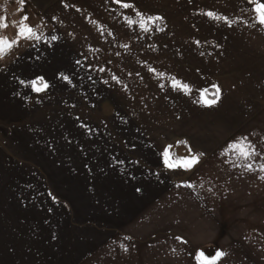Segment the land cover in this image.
I'll use <instances>...</instances> for the list:
<instances>
[{
    "label": "rangeland",
    "instance_id": "374dc122",
    "mask_svg": "<svg viewBox=\"0 0 264 264\" xmlns=\"http://www.w3.org/2000/svg\"><path fill=\"white\" fill-rule=\"evenodd\" d=\"M213 1L0 0V24L4 18L7 23L0 37L17 39L25 16L40 36L19 39L0 57V92H12L11 82L19 78L31 93L43 89L36 91L35 104L29 95L25 101L24 122L37 126L26 131V161L11 173L22 177L11 183V205L29 204V192L36 191L41 209L31 231L36 242L22 248V220L11 221L15 241L0 251V264H17L31 249L34 264L49 262L54 254L61 258L58 264H70L127 227L152 193L147 175L161 168L157 151L178 134L205 149L230 150L225 143L241 134L252 106L237 98L245 96L246 87L241 91L232 85L212 108L198 99L222 70L211 62L233 55L226 47L225 26L220 30L218 20L208 15ZM239 1L233 0L235 12L245 15L237 17L260 33L258 18L251 16L255 0ZM140 14L163 19L141 26ZM245 54L253 58L254 53L236 52L235 57L255 64ZM233 83L247 85L241 77ZM37 105L41 109L31 118ZM178 151L192 157L183 147ZM49 250L54 254L40 255Z\"/></svg>",
    "mask_w": 264,
    "mask_h": 264
},
{
    "label": "crops",
    "instance_id": "0c3cea01",
    "mask_svg": "<svg viewBox=\"0 0 264 264\" xmlns=\"http://www.w3.org/2000/svg\"><path fill=\"white\" fill-rule=\"evenodd\" d=\"M225 1L214 0L209 13H214L211 17L221 24L220 30L222 24L225 26L226 47L233 55H227L224 61L211 62L210 66L222 70L218 73L219 78H216L218 81L210 83L204 89L219 86L218 103L230 92L226 86L232 85L233 89L241 91L246 87L245 96L242 93L237 98L252 106V111L249 114L251 117L240 127L241 134L225 143L230 150L218 149V146L205 149L202 144L199 145L185 134H178L176 138L164 143L161 151H157L161 156L157 165L161 166L160 170L147 175L152 180L149 184L152 193L145 204H140L136 209L129 225L107 236L96 249L88 251L70 264H199L197 255L200 251H204L209 257L214 256L217 251L226 253L218 264H264V179H261L264 171L259 168V165L264 164V24L260 23V33L252 31L253 29L247 27L245 19L237 17L243 12H235L233 0ZM247 1L239 2L245 4ZM255 2L264 3V0ZM253 14L251 16L258 18L254 11ZM250 51L254 53L253 58H249V54H245L244 58L255 64L241 62V57H235L236 52H241L242 56L243 52ZM21 59L19 64L22 63ZM237 77L244 79L247 85L233 83ZM19 79L12 80L11 83L15 85L12 92H0L2 252L4 248L9 249L11 242L15 241L9 233L13 220L21 219L24 226L23 233L18 236L22 241V248H30L36 242V234L31 231L41 212L40 205H36V191L29 192V204L11 205V183L15 184L14 178H22L12 175L19 168L17 164L26 161V131L30 132L37 126V123L26 126L24 122L25 101L28 95L33 98L34 104L39 99L36 91H27ZM201 92L198 99L203 103L205 97ZM21 99L24 104L23 101L20 102ZM202 105L208 109L215 104ZM40 109L39 105L34 106L31 111L35 113L31 118H36ZM31 122H34L33 119ZM55 126L56 124H52L53 128ZM166 132L171 134L170 130ZM242 137H247L255 148L251 158L239 156L238 151L230 147ZM180 139H185L189 148L199 155L202 154V157L200 155L199 162L192 168L185 170L180 167L183 170L176 171L167 167L163 153ZM139 152L148 151L139 149ZM248 164H252L251 170L247 168ZM12 172L14 173L11 174ZM17 173L19 175L20 171ZM30 177L35 178L36 172L32 171ZM25 192L20 190L21 194ZM21 200L24 201V198ZM22 236L27 238L22 239ZM178 237L182 240L177 239ZM32 248L35 249L34 246ZM16 253L17 256L20 255ZM51 253L53 251L49 250L41 252L40 255ZM32 255L31 249L27 257L24 255L19 257L21 259L18 258L17 264H34ZM58 259L61 258L54 254L51 261L43 264H58ZM38 264H42V261Z\"/></svg>",
    "mask_w": 264,
    "mask_h": 264
},
{
    "label": "snow or ice",
    "instance_id": "6c2138e0",
    "mask_svg": "<svg viewBox=\"0 0 264 264\" xmlns=\"http://www.w3.org/2000/svg\"><path fill=\"white\" fill-rule=\"evenodd\" d=\"M117 3H122V0H117ZM122 6L125 8L131 7V5L127 3H123ZM255 12L258 14L259 23L264 24V3H259V2L255 3ZM140 15H141V21H140L141 26L146 25L148 21L154 22L156 19H163L162 17H152V16H148L147 18H145L143 14H140ZM208 15L213 16L214 13L210 12L208 13ZM26 21H27V16L23 18L20 24V27L18 28V31H17L18 38L17 39H9L8 37H0V57H3L4 55L8 54L14 47L18 46L19 39L21 38L22 39L35 38L37 40L40 39V36L36 32V30L31 25H28ZM130 23H134V21H130ZM0 27H7L6 18H4V23L0 24ZM52 39H56V37H52ZM64 78L68 79L67 77H64ZM40 79L42 80L43 78H40ZM35 83L36 82L34 81L33 84L35 85ZM179 83L180 82H177V84ZM43 87L44 88L48 87L47 83H44ZM182 87L185 90H189L188 85H182ZM213 87L216 88V94L214 98L212 99H207V91H208L207 89L202 90L203 95L205 97L204 103L207 105H214L217 103V97L219 96V86L214 85ZM41 90L43 89L40 87H36V91H41ZM230 147L231 149L237 150L239 156H242L245 159L251 158L255 152L254 146L251 145L247 137H242L240 138V140L234 141ZM163 155H164V162L167 165V167L170 169H175L178 167L190 169L194 165H196L200 160V157L197 155H193L190 158L182 157L178 159H173L169 151H165ZM247 168L251 170L252 164H248ZM259 168L261 171H264V164L259 165ZM261 179H264V177H261ZM177 239L182 240V238L180 237H178ZM225 255L226 253H224L223 251H217L214 256L209 257L208 255L205 254L204 251H200L199 254L197 255V260L199 261V264H218V261Z\"/></svg>",
    "mask_w": 264,
    "mask_h": 264
},
{
    "label": "trees",
    "instance_id": "16d2710c",
    "mask_svg": "<svg viewBox=\"0 0 264 264\" xmlns=\"http://www.w3.org/2000/svg\"><path fill=\"white\" fill-rule=\"evenodd\" d=\"M207 97L212 99L214 98L215 94H216V89L215 88H208L207 89ZM179 147H183V149L186 150V152L190 153L191 155H195L192 151H190V148L188 146V143L185 139H180L179 141H177L175 144L170 145L168 148V151L171 153L172 157L174 159H178V158H182V154L178 151ZM188 156V155H187ZM185 157V156H184Z\"/></svg>",
    "mask_w": 264,
    "mask_h": 264
}]
</instances>
